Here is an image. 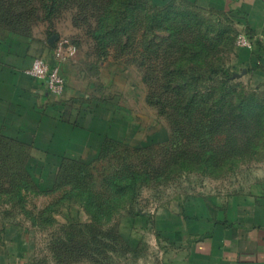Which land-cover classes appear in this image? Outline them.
I'll list each match as a JSON object with an SVG mask.
<instances>
[{"label": "rangeland", "instance_id": "obj_1", "mask_svg": "<svg viewBox=\"0 0 264 264\" xmlns=\"http://www.w3.org/2000/svg\"><path fill=\"white\" fill-rule=\"evenodd\" d=\"M45 27L53 48L23 56ZM239 37L186 0H0V58L61 53L67 82L2 76L0 246L23 264H163L167 220L264 192V85L240 75Z\"/></svg>", "mask_w": 264, "mask_h": 264}, {"label": "crops", "instance_id": "obj_2", "mask_svg": "<svg viewBox=\"0 0 264 264\" xmlns=\"http://www.w3.org/2000/svg\"><path fill=\"white\" fill-rule=\"evenodd\" d=\"M186 1L237 21L239 38L251 43L250 48L240 46L241 57L237 62L240 75L258 86L264 85V0ZM47 31L45 27L42 37L37 38L38 44L29 41L23 56L42 54L47 50L46 42L48 48H53L46 40ZM21 52L13 57L21 59ZM32 58L27 65L16 67L8 62L4 52L3 59L0 58V106L11 102L9 93L4 91L3 74L10 68L9 73L24 76ZM12 91L18 98L20 94L30 98L41 93L34 86L26 89L23 85L13 87ZM211 198L194 210L192 216H175L174 221H166L163 234L167 237L160 243L163 264H264V192ZM16 249L1 245L0 264H23L21 251Z\"/></svg>", "mask_w": 264, "mask_h": 264}, {"label": "built area", "instance_id": "obj_3", "mask_svg": "<svg viewBox=\"0 0 264 264\" xmlns=\"http://www.w3.org/2000/svg\"><path fill=\"white\" fill-rule=\"evenodd\" d=\"M66 43H63L65 45ZM239 45L241 47L250 48L251 43L240 38ZM69 56L76 51L75 48H68ZM61 53L55 54V63L50 65L43 59H36L26 70L25 74L42 84L49 93L55 96H62L66 91L67 82L61 69ZM60 58V59H58Z\"/></svg>", "mask_w": 264, "mask_h": 264}, {"label": "trees", "instance_id": "obj_4", "mask_svg": "<svg viewBox=\"0 0 264 264\" xmlns=\"http://www.w3.org/2000/svg\"><path fill=\"white\" fill-rule=\"evenodd\" d=\"M191 4V3H190ZM193 5V4H192ZM193 6H195V5H193ZM196 8H198L197 6H195ZM55 63V62H54ZM220 71H222V70H220ZM223 73H224V76H226V77H228L229 75H230V73H232V71H231V69L230 68H228V69H224L223 70ZM229 74V75H228Z\"/></svg>", "mask_w": 264, "mask_h": 264}, {"label": "water", "instance_id": "obj_5", "mask_svg": "<svg viewBox=\"0 0 264 264\" xmlns=\"http://www.w3.org/2000/svg\"><path fill=\"white\" fill-rule=\"evenodd\" d=\"M56 38H57L56 36H52V37L50 38L49 42H50V43H53V42L56 40Z\"/></svg>", "mask_w": 264, "mask_h": 264}]
</instances>
